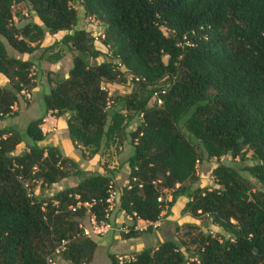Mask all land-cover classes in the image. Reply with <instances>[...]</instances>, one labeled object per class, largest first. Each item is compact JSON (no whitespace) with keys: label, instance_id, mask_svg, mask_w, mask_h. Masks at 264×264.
I'll use <instances>...</instances> for the list:
<instances>
[{"label":"trees","instance_id":"16d2710c","mask_svg":"<svg viewBox=\"0 0 264 264\" xmlns=\"http://www.w3.org/2000/svg\"><path fill=\"white\" fill-rule=\"evenodd\" d=\"M22 1L39 22L13 23L12 7ZM75 3L102 21L110 58L95 60L103 52L76 27ZM59 30L73 53L68 71L43 93L44 113L24 135L0 128V264H47L58 251L71 264L91 261L96 242L79 226L86 208L71 206L95 198L91 210L101 217L113 175L91 172L46 198L35 194L32 180L49 186L69 168L81 173L57 146L39 144L40 123L47 113L66 115L71 142L95 154L121 142L129 112L141 120L129 134L133 149L127 182L115 186L116 207L135 221H156L183 195V212L206 214L228 235L197 230L188 241L163 239L122 262L108 253L110 264H264V0H0V73L12 79V88L0 85V118L17 93L35 86L32 61L8 55L4 41L31 53L46 32ZM126 72L136 86L108 104L102 82H124ZM153 95L160 102L149 105ZM246 149L252 163L212 168L217 186L184 184L203 152L244 158ZM139 233L130 227L124 236Z\"/></svg>","mask_w":264,"mask_h":264},{"label":"rangeland","instance_id":"374dc122","mask_svg":"<svg viewBox=\"0 0 264 264\" xmlns=\"http://www.w3.org/2000/svg\"><path fill=\"white\" fill-rule=\"evenodd\" d=\"M75 8L78 16L76 27L85 29L94 38V46L103 52L102 54L96 56L95 60L101 61L103 59L110 58L108 48L101 42L103 34L102 21L94 16L84 14L83 8L78 3H75ZM12 12L13 23L16 25L20 26L27 20L39 22L37 16L29 8L25 1L14 4ZM63 32V30L53 33L46 32L37 48L31 53H23L15 50L6 41H4L5 39L1 36L5 43L8 55L22 59H30L32 61L30 74L33 77L35 86L32 87V89L27 88L28 90L24 88L25 95L21 92L17 93L16 99L12 102L13 109H10L0 118V128H11L19 134L24 135V130L27 124L44 113L45 105L43 93L48 91V88L54 84L58 75H63L68 71L71 64L73 51L68 50L66 46L60 42V37ZM56 52H59L61 57L57 60H52L51 58ZM165 58L166 57H164V59ZM166 82V79H161L159 85H165ZM11 84L12 79L0 73V85L12 88ZM136 84L137 83L133 81L131 74L128 72H126V80L124 82H102V86L108 91V104H114L115 102L113 103V101L117 100V96L131 92ZM148 104H158L157 97L153 95ZM129 115L130 118L125 125V134L121 142L117 144H110L108 146L101 145L95 154H91L89 149H85L80 145L74 146V144L70 142L71 140L68 137L66 127L63 122H53L52 119L50 121L48 119L46 122L42 119L40 126L44 132V138L39 141V144H52L57 146L63 156H67L77 162L78 167L81 168V173L75 174L73 168H69V173L66 177L57 180L49 186H44L40 179L32 180L31 183H33L34 193L38 196L46 198L63 187L76 183L81 176L87 173L99 172L101 171V168L111 170V168L107 165L111 164L113 160L116 161L115 167L112 169L116 174L114 173L113 176L117 175L118 177L115 179L116 181L113 182L117 187L122 186L121 182L124 179L122 165L130 152L129 145L131 141L129 134L141 120V115L139 113L129 112ZM23 148L24 145L20 142L16 145L15 151L19 152ZM219 161L227 162L235 167H240L243 164L252 163L253 159L251 157V150L249 149L245 150L244 158H240V156L232 158L229 154H225L216 159L214 157H207L203 152L196 162V171L194 176L184 182V184L190 187L197 185L217 186L213 180L211 170ZM242 172L254 183L255 188L262 187L246 172ZM166 193V196L169 199L170 195L168 194V191ZM181 208L182 206L175 209V205L174 209L171 208V205L164 206L162 209L163 211H161L160 217L158 218L159 223L157 225L153 226L152 224L139 222L137 223L138 225L136 224L138 227L134 228L135 220L130 218L128 215H125L126 213L122 209L116 207L114 211L115 214L119 213V211L122 212V222L119 226H122L123 228L118 230V226L117 230L119 231L120 237H124V234L129 232L130 227L132 229L140 230V233L142 232L140 239L134 238L131 240V243L132 245L142 243L143 246L155 245L159 242L157 240L167 238L188 241L190 236L197 230L209 231L216 235H228L217 224L213 223L206 214L193 216L188 212H183ZM84 219L85 218L83 217L80 220L81 224L85 223ZM124 219L127 220L128 223L123 221ZM187 224H192V227H189ZM112 225L114 226L113 229L109 230L105 234H102L107 236L109 239H112V235H116L117 232L114 230L117 224L114 225V222H112ZM102 235H91V238L93 239ZM110 241L111 244L98 242L93 260L90 264H110L108 251H113L116 248L114 246V242L112 240ZM136 251V249L123 248L120 254H132ZM54 261L56 264H71L63 251H58L55 254Z\"/></svg>","mask_w":264,"mask_h":264},{"label":"built area","instance_id":"2783aa9c","mask_svg":"<svg viewBox=\"0 0 264 264\" xmlns=\"http://www.w3.org/2000/svg\"><path fill=\"white\" fill-rule=\"evenodd\" d=\"M158 102H160L159 99H158ZM10 108L13 109V105H11ZM75 197H77V195ZM157 200H161V197H158ZM104 201H105V205L102 209L101 217H97L95 212L91 210V206L96 203L95 198H92L89 201L86 200L83 202L77 200L76 204L74 206H71L72 209L80 205L86 208L87 217L85 218V223L79 224L81 228V232L84 236L91 237V235H102L114 228L111 222V216L117 206L118 189L112 183L108 185L107 195ZM158 223H159L158 220H156V221H153L151 224L155 226ZM121 229L123 228L118 227V230H121ZM64 243H65V240H62L59 246L56 248V251L61 249ZM131 258H133V254L131 253L130 254L124 253V254L116 255V259L118 262H122L123 260L131 259ZM46 262L47 264H56L54 261L53 255H48L46 257Z\"/></svg>","mask_w":264,"mask_h":264},{"label":"crops","instance_id":"0c3cea01","mask_svg":"<svg viewBox=\"0 0 264 264\" xmlns=\"http://www.w3.org/2000/svg\"><path fill=\"white\" fill-rule=\"evenodd\" d=\"M44 121H48V119H49V121L52 119V121L53 122H63L64 123V126L66 127V121H65V119H66V115H62V116H59V117H53V116H51L49 113H47L45 116H44ZM71 142V141H70ZM132 149H133V147H132V145L130 144L129 145V154L132 152ZM128 154V155H129ZM112 162V161H111ZM115 163H116V161H114L113 160V162L111 163V164H108L107 166L108 167H110L111 168V170H105V169H102L101 168V171H99L100 173H103V174H114L115 172L112 170L114 167H115ZM85 169V168H84ZM122 169H123V173H124V179H123V181L121 182V184L123 185V184H125L126 182H127V173H128V164H127V160H124V162H123V165H122ZM116 174V173H115ZM118 176H119V174H118ZM118 177H117V175H115V176H113V181H116L115 179H117ZM115 184V183H114ZM186 201V197L185 196H183V195H180L179 197H177V199H176V201L171 205V208H173L174 209V205H175V209L177 208V207H181V206H183V204H184V202ZM163 211V210H162ZM121 214H122V212H120L119 211V213H117V214H115L114 212L112 213V216H111V222H114V225H116V227H115V231H117L116 232V235L115 234H113L112 235V239H109L107 236H105V235H102V236H100V237H96V238H93L94 240H95V242H96V246H95V250H96V248H97V246H98V242H105V243H108V244H111L110 242V240H112L113 242H114V246L116 247L113 251H108V253H114L115 254V256L116 255H118V254H120V252L122 251V249L123 248H128V249H136V250H139L140 248H142V247H144L143 245H142V243H139L138 245H132V243H131V240L132 239H134V238H139L140 239V236L142 235L141 233L140 234H138V235H135V236H128V237H126V236H124V237H120V234H119V231L117 230V227L121 224V222H122V220H121V218H122V216H121ZM126 215V214H125ZM127 217V216H126ZM127 219V218H126ZM123 221H126V223H128L127 222V220H123ZM139 222H141V223H146V224H151L153 221H148V220H143V219H136V221H135V225H134V228H136V227H138L137 225V223H139ZM137 224V225H136ZM119 227H122V226H119ZM138 229H141V228H138ZM160 240H162V239H159V240H157V241H160ZM156 241V242H157ZM141 242V241H140ZM154 245V244H153ZM95 250H94V253H93V257H94V254H95ZM93 257H92V259H91V261L93 260ZM91 261L89 262V263H87V264H90L91 263Z\"/></svg>","mask_w":264,"mask_h":264}]
</instances>
